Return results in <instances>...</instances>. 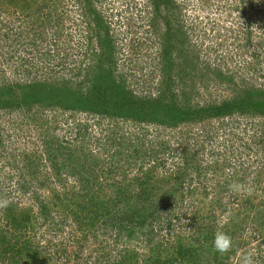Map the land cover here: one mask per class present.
Listing matches in <instances>:
<instances>
[{
    "label": "rangeland",
    "instance_id": "1",
    "mask_svg": "<svg viewBox=\"0 0 264 264\" xmlns=\"http://www.w3.org/2000/svg\"><path fill=\"white\" fill-rule=\"evenodd\" d=\"M90 1L111 27L117 71L125 76L134 91L146 95L156 93L164 76L160 67L163 48L169 50L175 64L181 60L177 51L190 52L197 57L198 66L210 70V76L211 72H220L226 78L209 82L197 80L194 87L181 88L175 76V84H178L175 90L192 91V104L232 101L243 86L264 88V0ZM26 4L28 6H24L22 0H0L3 6L0 11V190L5 191L2 206L6 207L10 201L25 206L31 202L32 190L20 196L14 194L13 184L24 169L29 176L26 165H37L33 171L46 183L42 195L50 202L54 198L53 219L44 223L36 207L29 208L31 218L25 231L15 230L9 220L0 223L4 243L12 246L15 242L29 241L38 251L44 249L47 238L51 245L61 242L70 245L80 234L77 223L64 221L63 217L74 210L79 215L77 219L89 225L85 228L89 233L84 256L94 262L107 243L110 249L123 244L117 243L124 239L121 233L116 234L115 229L109 228L101 230V227L117 214L118 208L112 209L113 199L124 196L121 186L145 173L151 183L160 185V190L175 187L176 197H171L174 200L171 207L160 211L161 220H150L153 226L150 244L139 235L127 246L131 254L152 259L160 252L161 256L165 253L162 249L174 245L180 235L183 244L192 245V257L197 263L211 261L216 250L210 229L220 231L225 223L222 213L226 212L221 205L232 200L230 207L247 214L244 225L250 223L252 230L237 232L234 240L240 245L225 264H242L246 255L252 257L254 264H264V118L234 112L224 116L228 125L217 132L207 126L208 130H202L203 124L199 123L189 127L164 128L150 124L136 128L131 123L120 122L117 123L119 134L128 135L127 147L121 156L110 147L95 146L88 140L80 144L76 130L82 125L90 126L92 137L116 123L77 108L80 102L75 98L78 97L76 87L87 74L96 49L94 40L87 39L89 30L82 13L84 5L80 6L76 0H26ZM39 33L41 36L35 37ZM32 39H36L35 42ZM23 83L44 84L34 87L40 90L39 98L52 89L48 94L54 96L53 100L42 103L36 98L27 100L24 95L30 87H22ZM25 101L32 105L30 113L24 107ZM51 104L54 109L48 108ZM215 124L213 120L210 127ZM205 131L209 136L213 131L216 135L206 141ZM186 132L190 135H184ZM257 139L260 142L255 145ZM133 146L138 151L130 159L127 152L134 150ZM183 150L189 155L200 150V156L197 155L200 162H193L206 166L199 177L196 166L187 170L184 189L166 180L170 171L179 174V167L191 165L182 158ZM68 154L91 169L88 173L97 170L100 178L89 191L70 175L75 166L66 161ZM53 163L61 167H53ZM211 165L218 168H207ZM11 173L16 176L9 180ZM65 176L69 182L57 180ZM28 180L36 186L32 177ZM233 183L242 185L241 190L226 193L224 187ZM64 192L67 198L62 202ZM103 202H107L105 209L110 210L107 215L102 210ZM157 203L161 205L159 199ZM244 214L237 218L241 219ZM172 219L179 229H175L176 235L170 240L167 222ZM7 224L10 232L4 230ZM259 226L262 230H258ZM2 236L0 249L4 244ZM122 247L125 249L124 244ZM113 256L111 250L107 258H99L102 263H96L106 264ZM190 260L189 257L181 259L180 264H190Z\"/></svg>",
    "mask_w": 264,
    "mask_h": 264
},
{
    "label": "trees",
    "instance_id": "2",
    "mask_svg": "<svg viewBox=\"0 0 264 264\" xmlns=\"http://www.w3.org/2000/svg\"><path fill=\"white\" fill-rule=\"evenodd\" d=\"M22 1L24 6H28L26 4V0ZM76 1L80 6L84 5L82 13L84 18L87 19V30H89L87 39H89L90 42H93L94 40V45L96 47L91 64L86 69L87 74L76 87L75 93H77L76 96L78 97L75 98L79 99L80 102L77 108L83 112L94 114V116L99 117V119L101 117L108 120V122L112 121L111 124L116 122L115 125H109L106 127V132L100 129L101 131H99L97 134H92V137L90 135V126L82 125V127L76 130V140L79 139L78 142L80 144L83 141L88 140L89 143H92L95 146H103L105 148L110 147L112 151L113 149L116 151L115 154L121 156L127 147L126 137L128 135L121 132V134H119L118 124L120 122L131 123L136 128H145L150 124L164 128H176L179 126L189 127V125L192 123H199L203 124L201 125L202 130L212 129L217 132L221 127L224 129L228 125V123H226L224 120V116H229L234 112L242 114L243 116L257 115L264 118V88L257 89L254 86H243L241 91L237 92V95H235L234 100L232 101L226 100L220 104H215V102L212 101L205 102L201 105L191 103L190 94L192 91L187 93L186 89H182L180 93L177 92L175 89L178 84H175L174 80V78L177 77L180 86H182L181 88H183L184 85L187 87H194L197 80H202L203 82H209L216 79L226 80V78L223 77L220 72H211L210 76V70L206 69V67L201 68L198 66L195 63L197 57L195 58L194 54L190 52L182 54L181 51H177V56L178 58L180 57L181 60L175 64L171 60L169 50L163 48V50L160 51L162 55L160 67L162 75L164 76L162 80H160V84L156 90V93L153 95L148 93L146 95L134 91L127 83L125 76L117 71V59L110 25L104 20L101 13L95 10L90 0ZM153 1L157 3L158 1L165 0ZM0 11H3L2 5L0 6ZM36 36L40 37L41 34L39 33V35L37 34L35 37ZM32 40L35 42L36 39ZM188 81L190 82L187 83ZM31 84L32 83H23L22 85V87H30V89L27 90V94L24 95L25 98L27 97V100L31 98L34 100L36 98L40 103H42V101L51 102L53 100L52 98L54 96L52 97L51 94H48L52 89L48 90V93L45 91V94H42L39 98L40 90H35L34 87H38L40 85L42 86L44 84ZM40 88L45 90L44 87ZM67 92L69 93L68 90ZM28 103L29 102L25 101L24 107L26 108L27 112L30 113L29 110L31 109L32 105ZM54 107L55 106L52 104L48 106V108L52 109H54ZM68 108H70V106ZM213 120L214 122L216 121L215 127L213 126L214 128L210 127V124L213 123ZM214 131L211 136H209L207 131H205L204 138L206 141L216 135ZM182 133L183 132L179 133L180 136ZM184 135H190V133L186 132ZM188 139L189 138L185 140ZM259 142L260 140L257 139L255 141V145H258ZM134 147L135 146H133V148ZM245 147H247L246 143ZM134 150L127 152L128 158L131 159L135 154H137L138 150ZM200 150L195 153H191V155H189V152L186 150L181 151L183 154L182 158H185L187 162L191 163V165L182 169L177 167V170L180 171L179 174L174 173V171L171 173L170 171V175L166 177L169 179L166 180L174 181L175 185L177 183L179 187L182 186L184 189V186H186V184L184 185L185 182L183 178L186 176L184 174H188L187 170L195 166L196 168L194 169L196 170V176L199 177L202 171L206 170V166L202 167V165L198 163V168L197 163L195 164V162H193L196 160L200 162V159L197 157ZM214 153L218 157L221 156L218 152ZM189 159L191 160L189 161ZM240 159H238V161ZM66 161H70L72 165L75 166L73 173L70 175L76 177V180L80 182L82 188H85L87 191H89L91 189L90 187L95 185L94 183L96 181L98 182L97 179L100 178V176L97 173V170L94 169L92 170L91 174L88 173L91 169L88 170L84 164H79L76 159H73V155L71 154L67 155ZM14 166L15 165H13V167ZM27 166L28 165L25 167L30 173L29 176H27L25 169L20 174L18 173L15 183L13 184V188L14 194L20 196L28 194V192L32 190L31 195L33 197L31 196L32 200L28 205H15L10 201L7 203L8 205L6 207L4 206L3 208L2 201L5 196V191L4 188L0 190V223L7 222V220H9V223H12L14 229L18 231H20V229H24V231L27 229L26 223L29 222L31 218V212L29 211V208L36 207L37 213L40 218L44 220V223H50L53 219L52 206L54 205L52 200L54 198L50 202V200L47 201V196L42 195V188L46 187V183L41 182L36 171H33V168H35L37 165L34 167ZM54 166L58 167V169L61 167L53 163V167ZM212 167L218 168L217 165H211L207 168L211 169ZM246 172L248 173V171H245V173ZM245 173L243 176H245ZM15 176L16 175H14V173H11V175L8 176V179L11 180ZM28 177H32L35 180V187L30 183L31 181L28 180ZM57 178L58 181L69 182L67 176ZM150 181L151 178L148 177V175L141 173L137 175L131 183H127L128 185L121 186L120 191L124 196L120 197L121 199L117 197H114L115 199H113L115 203L112 209L118 208L117 214L113 217L112 221H104L102 225L103 227H101V230L102 228L103 230L105 228H109L115 229L116 234L121 233L124 237L123 241H117V239L116 241L117 243H123L125 245V249H122L123 244L114 246L110 249L109 246H106L109 244L107 243L101 249L103 252H101L100 257H97L96 261H87L86 257L84 256V251L87 249V242L85 240L89 232L87 229L85 230V228L86 226L88 228L89 225L83 223V220L77 219L79 215L76 213V211L71 210L69 216L72 217V220L69 218L68 212L64 215L63 220L70 221L71 223L75 224L77 223L80 237L77 236L79 238H76L73 243L67 245L68 243L61 242L58 243V245H51L47 238L44 243V249L38 251L37 247L35 246V249L33 243L29 241H23V244L15 242L12 246L6 245L4 243V236L0 235L3 237V241L1 239V243H4L3 248L0 249V264H99L96 263L100 262L99 258H107L111 250L114 254L113 259H110L106 264H180L181 259L184 260L187 257L191 259L190 264H199L196 262V259L192 257L194 254L192 245L183 244L182 239L179 238L180 235H177L175 238L176 241L174 245L171 244L168 246V248L162 249V251L165 252L164 254L160 256L159 252L158 255L156 254L155 258L152 259L148 257L139 258V256H134L131 254L132 252L129 251L130 248H127L129 243H133L135 240H137V238H139V235L140 237L143 236L144 240L147 239L146 243L149 245L151 242L149 235L153 232L151 229L153 226L150 220H161L160 218L162 216H160V211L162 208H169L174 203V200L171 197H176L175 187L173 189L160 190L161 187L159 184L156 186V184L151 183ZM229 186L230 185H226L224 187V189H226V193L228 190H230ZM70 189L73 191V187ZM130 192L132 193L131 195ZM230 192L232 191L230 190ZM181 193H183V191ZM61 198H63V202L64 198H67V193H62ZM229 198L231 197L229 196ZM157 199L161 201V205L157 203ZM4 202L6 203L7 201L4 200ZM106 205L107 202H103L102 210L105 212L104 215H107V213L110 212L108 207L105 209ZM231 205L232 200L231 203L230 201H227V203L221 205L226 212L222 213L225 215V223L223 227L220 228V231L225 232L232 238V247L225 253H219L216 251L213 253L211 261H209V259L205 262V264H225V261H229L232 257V254L236 252L237 246L240 245V242H236L234 240L237 232L241 233L243 230L251 229L250 223L244 225V220L247 219V214H244L243 211L236 212L234 209H232V207H230ZM252 209L253 206L250 207L249 210ZM241 214L244 215L241 219H238L237 217ZM93 215L95 218V212ZM167 223V236L171 240L172 236L175 234V229L179 228L177 224L174 225L176 223L174 222V219H172V222L169 221ZM8 226L9 225L7 224L4 227V230L10 232L11 230L8 229ZM258 230H262V228L259 226ZM210 232L213 234L212 240H214L216 231L210 229ZM137 253L138 252H135V254Z\"/></svg>",
    "mask_w": 264,
    "mask_h": 264
},
{
    "label": "clouds",
    "instance_id": "3",
    "mask_svg": "<svg viewBox=\"0 0 264 264\" xmlns=\"http://www.w3.org/2000/svg\"><path fill=\"white\" fill-rule=\"evenodd\" d=\"M230 190L233 192H238L241 190L242 185L238 183H233L229 186ZM232 238L223 231H217L214 235L213 246L219 253H225L229 251L232 247ZM242 264H254L253 259L250 255H246L242 258Z\"/></svg>",
    "mask_w": 264,
    "mask_h": 264
}]
</instances>
